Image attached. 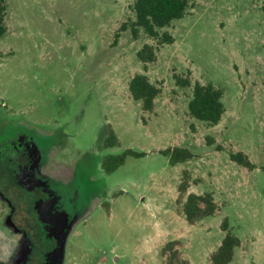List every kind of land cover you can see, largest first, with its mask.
Returning a JSON list of instances; mask_svg holds the SVG:
<instances>
[{
  "label": "rangeland",
  "instance_id": "obj_1",
  "mask_svg": "<svg viewBox=\"0 0 264 264\" xmlns=\"http://www.w3.org/2000/svg\"><path fill=\"white\" fill-rule=\"evenodd\" d=\"M6 2L0 148H36L68 212L62 262L211 264L226 217L240 239L229 264H264V0H188L185 15L161 29L173 37L163 44L119 30L134 18V0ZM144 43L156 46L146 70L136 55ZM136 73L161 89L151 111L129 94ZM174 74L222 89L217 124L189 115L191 88L177 86ZM108 129L118 143L105 147ZM173 146L193 157L169 165L158 151ZM125 149L145 154L104 172V157ZM230 150L255 168L232 161ZM182 169L197 180L187 191H210L219 207L194 224L177 190ZM11 238L0 228V243ZM170 240L172 262L161 254Z\"/></svg>",
  "mask_w": 264,
  "mask_h": 264
},
{
  "label": "trees",
  "instance_id": "obj_2",
  "mask_svg": "<svg viewBox=\"0 0 264 264\" xmlns=\"http://www.w3.org/2000/svg\"><path fill=\"white\" fill-rule=\"evenodd\" d=\"M131 8L134 18L128 23L123 22L119 30L128 28L133 38H137L140 30H142L147 36L155 39L157 44L171 43L173 41L171 34L167 31H161V29L168 26L173 20L185 15L188 0H134ZM6 11V0H0V37L6 32ZM117 35L118 33H116ZM136 55L143 64V70H146L147 64L156 60V46L144 43L137 50ZM173 78L177 86L191 88V97L187 104L189 115L211 125L217 124L225 111L222 89L211 82H191L189 74L185 76L174 74ZM128 91L133 100L140 102L141 110L151 111L155 106L154 100L161 89L151 82L145 73H136L128 82ZM117 143L118 139L114 131L108 129L107 136L102 143L103 146L109 147ZM158 152L167 157L169 165L182 163L193 157V153L188 148L181 146L166 147ZM144 154V152L125 149L119 154L104 157L101 161V167L104 172L109 173L122 165L126 156L139 157ZM228 156L232 161L248 170L255 168V164L242 151L230 150ZM261 169L264 170V155ZM191 182H197V180L191 178L188 170L182 169L177 190L180 195L184 196L183 215L188 223L194 224L197 220L214 215L219 207L210 191L202 193L187 191ZM220 227L224 231V236L217 248L209 255L211 264H229L233 259L235 249L240 245V239L231 231L226 217L222 219ZM176 243V240H170L161 249V254L168 251L169 262L177 257V251L174 248Z\"/></svg>",
  "mask_w": 264,
  "mask_h": 264
},
{
  "label": "flooded vegetation",
  "instance_id": "obj_3",
  "mask_svg": "<svg viewBox=\"0 0 264 264\" xmlns=\"http://www.w3.org/2000/svg\"><path fill=\"white\" fill-rule=\"evenodd\" d=\"M31 145L0 148V228L12 237L0 243V264H64L68 212Z\"/></svg>",
  "mask_w": 264,
  "mask_h": 264
}]
</instances>
